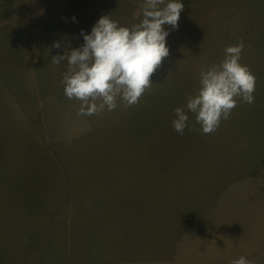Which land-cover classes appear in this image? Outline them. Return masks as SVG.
Here are the masks:
<instances>
[{
	"label": "rangeland",
	"instance_id": "obj_1",
	"mask_svg": "<svg viewBox=\"0 0 264 264\" xmlns=\"http://www.w3.org/2000/svg\"><path fill=\"white\" fill-rule=\"evenodd\" d=\"M181 2L139 104L82 116L52 57L144 0H0V264H264V0ZM241 41L254 102L180 136L174 109Z\"/></svg>",
	"mask_w": 264,
	"mask_h": 264
},
{
	"label": "clouds",
	"instance_id": "obj_2",
	"mask_svg": "<svg viewBox=\"0 0 264 264\" xmlns=\"http://www.w3.org/2000/svg\"><path fill=\"white\" fill-rule=\"evenodd\" d=\"M184 4L181 0H144L143 18L130 27L121 26L111 15L102 16L90 34L81 31L84 43L63 55L52 57L51 63L67 61V71L60 83L68 99L80 101L78 115L92 116L113 111L122 101L127 106L138 105L153 84L151 77L169 56L165 26L178 29ZM75 19V18H73ZM59 49L61 44L55 42ZM244 43L225 49V58L200 72V88L189 96L182 107L174 109L172 127L183 136L189 128V113L205 135L215 133L242 100L254 102L256 77L240 63ZM231 264H252L246 257Z\"/></svg>",
	"mask_w": 264,
	"mask_h": 264
},
{
	"label": "crops",
	"instance_id": "obj_3",
	"mask_svg": "<svg viewBox=\"0 0 264 264\" xmlns=\"http://www.w3.org/2000/svg\"><path fill=\"white\" fill-rule=\"evenodd\" d=\"M0 162H1V160H0Z\"/></svg>",
	"mask_w": 264,
	"mask_h": 264
}]
</instances>
